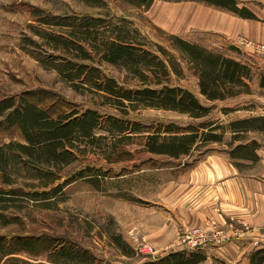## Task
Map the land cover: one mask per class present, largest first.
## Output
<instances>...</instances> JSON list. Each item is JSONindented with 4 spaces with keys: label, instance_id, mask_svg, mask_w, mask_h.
Returning a JSON list of instances; mask_svg holds the SVG:
<instances>
[{
    "label": "rangeland",
    "instance_id": "obj_1",
    "mask_svg": "<svg viewBox=\"0 0 264 264\" xmlns=\"http://www.w3.org/2000/svg\"><path fill=\"white\" fill-rule=\"evenodd\" d=\"M253 2L264 5V0H235L238 7L247 8ZM239 16L205 0H150L147 5L131 0H0V100L14 96L36 102L54 116L59 111L82 109L94 99L99 102L100 91L96 92L94 85L82 78L65 76L69 71L64 69L69 66L67 61L98 66L125 88L140 86L123 63L100 59V51L96 52L102 34L114 36V31L121 29L135 36V41H144L142 46L153 52L159 53L157 45L164 46L183 63L170 35L247 63L251 92L218 101L210 118L219 117L227 122L264 112V85L260 84L264 53L236 40L237 36L250 38L241 34L227 37L224 32ZM79 44L91 54L90 58L76 54L75 47ZM184 73V77L173 76L171 82L190 88L204 101L198 92L197 75L192 69ZM222 105L242 108L223 115L219 110ZM100 107L104 112L132 121L173 120L199 124L187 113L173 109L129 106L124 114L113 106ZM11 108L0 114V236L12 239L17 235H33L40 239L35 247L39 252L11 254L21 259L19 264H51L49 258L55 255L46 247H58L62 243H74L91 251L95 255L93 264H145L168 253L197 251L207 256L197 264H246L241 259L249 251H243L239 260L231 263L217 248L249 229L244 222L240 223L242 226L215 222L181 225L176 228L174 237L161 247L142 235L143 229L150 227V211L180 195L177 193L179 184L174 186L175 191L163 189L174 181L182 183L180 191L182 199H186L183 190L190 178V169L205 161L208 147L226 148L229 132L222 143H201L192 149L190 156L173 158L145 150L143 136L152 132L153 126L142 125L136 131L131 130V126L118 132L102 124L90 135L73 132L69 140H64V148L57 149L68 153L55 157L40 143L30 149L18 145L29 142L18 117L6 115ZM201 121L205 122V117ZM244 138L259 139L264 145V133L250 131ZM182 160L191 162L176 164ZM249 164L250 161H245L241 168L248 170ZM204 184L203 180L196 182L195 198H202L200 189ZM170 195H174L171 200ZM194 227L205 229L221 243H206L194 249L186 247L180 241L181 236ZM258 248L261 247L254 245L250 251Z\"/></svg>",
    "mask_w": 264,
    "mask_h": 264
},
{
    "label": "trees",
    "instance_id": "obj_2",
    "mask_svg": "<svg viewBox=\"0 0 264 264\" xmlns=\"http://www.w3.org/2000/svg\"><path fill=\"white\" fill-rule=\"evenodd\" d=\"M205 1L226 7L241 16H254L247 7H238L235 0ZM131 2L147 5L150 0H131ZM83 16L86 17V15ZM114 32V36L102 34L101 46L99 45L96 52L100 51V59L123 63L132 76H136L140 86L125 88L119 85L115 78L105 75L98 66L85 62L67 61L69 66L64 69L69 71L65 76L69 79L82 78L84 82L94 85L98 90L96 92L100 91L97 94L100 101L97 102L94 99L92 104L83 105L82 109L59 111L54 116L46 111V107H41L36 102H29L22 98L15 99L14 96L1 99L0 114L13 107L7 111L6 115L10 117L15 114L25 131V138L29 143H18L20 147L30 149L40 143L49 154L58 157L68 153L64 149L60 151L57 149L64 148V140L68 139L73 132L90 135L94 128L102 124H107L111 129L114 127L118 132H123L131 126L133 127L130 129L136 131L140 126L145 125L154 127L152 132L143 136L145 138L144 148L151 153H163L173 158H179L182 155L190 156L192 149L198 144L222 143L224 142L223 137L229 132L230 139L225 142L228 145L226 148L210 146L205 149V153L213 150L225 151L237 164L240 163L239 160L257 158L256 149L262 143L256 138L245 139L244 137L250 131L264 133V113L237 117L227 122H222L219 117L210 118L218 101L251 92L247 81L250 79V66L247 63L178 35H170L169 39L177 52L181 54L183 63L162 45H157L159 53H156L144 48L142 46L144 41H135L137 40L135 36L121 29ZM75 49L76 54L81 58L91 57V54L81 44ZM186 69H192L197 75L198 92L203 96L204 101L190 88L171 82L173 76L175 78L184 77ZM260 84L264 85V74L261 75ZM100 105L116 107L124 114L128 112L129 106L130 108L141 105L142 107L173 109L187 113L191 118L197 119L199 124H194L192 121L181 124L173 120L132 121L111 112H104ZM240 108L242 107L222 105L219 110L226 115ZM247 108L254 110L249 105ZM204 117L205 122L201 121ZM200 128L205 130L200 131ZM31 130L35 132L34 135L30 132ZM190 162L182 160L176 164ZM32 163L37 168H42L38 167L35 162ZM39 241L40 239L33 235H17L12 239L0 236V260L10 254L1 264H19L21 259L11 255L18 251L39 252L40 249L35 248ZM48 249H51L55 255L49 258L51 264L53 262L93 264L95 260V255L91 251L78 247L74 243H62L58 247L50 245L46 247V250ZM204 258V254L199 251L191 254L173 252L145 264H197ZM241 261H246V264H264V247L245 252Z\"/></svg>",
    "mask_w": 264,
    "mask_h": 264
},
{
    "label": "crops",
    "instance_id": "obj_3",
    "mask_svg": "<svg viewBox=\"0 0 264 264\" xmlns=\"http://www.w3.org/2000/svg\"><path fill=\"white\" fill-rule=\"evenodd\" d=\"M248 8L254 16H239L232 25L225 28L227 30L224 32L227 37L231 34L234 36L241 34L264 45V5L253 2ZM256 154V159L239 160L240 163L237 164L225 151L207 152L205 161L190 169V178L185 182L186 188L183 190L186 199H182L183 194L180 191L182 183L171 182L170 186L163 190L175 191L174 186L179 184L177 188L179 197L165 203L169 207L164 205L150 211L148 216L150 227L146 226L142 235L161 247L174 237L176 228L181 225L215 222L221 225L242 226L240 223L244 222L250 228L243 230L242 235L218 245V250L223 252L229 262L236 263L243 251H250L254 245L264 247L263 143L256 149ZM245 161H250L248 170L241 168ZM202 180L205 183L200 189L203 195L198 199L195 198L196 182ZM173 197L174 195H170L168 199L171 200ZM205 259L207 256L201 261Z\"/></svg>",
    "mask_w": 264,
    "mask_h": 264
},
{
    "label": "built area",
    "instance_id": "obj_4",
    "mask_svg": "<svg viewBox=\"0 0 264 264\" xmlns=\"http://www.w3.org/2000/svg\"><path fill=\"white\" fill-rule=\"evenodd\" d=\"M236 40H238L241 43H245L247 45H250V46L254 47L256 50L264 53V45L261 44V43L245 39L242 36H237ZM180 241L184 245H186V247H188L190 249H194V248L199 247L201 245H204L206 243H214V244H220L221 243L218 238L211 237L209 235L208 231L205 232V229H202V228H199V227L192 228L186 234L184 232L183 235L181 236ZM144 250H146V249L144 248Z\"/></svg>",
    "mask_w": 264,
    "mask_h": 264
}]
</instances>
